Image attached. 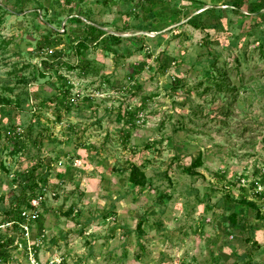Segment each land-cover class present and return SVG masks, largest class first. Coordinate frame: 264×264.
Masks as SVG:
<instances>
[{"label": "rangeland", "instance_id": "obj_1", "mask_svg": "<svg viewBox=\"0 0 264 264\" xmlns=\"http://www.w3.org/2000/svg\"><path fill=\"white\" fill-rule=\"evenodd\" d=\"M174 1L0 0V264L264 261V0Z\"/></svg>", "mask_w": 264, "mask_h": 264}, {"label": "trees", "instance_id": "obj_2", "mask_svg": "<svg viewBox=\"0 0 264 264\" xmlns=\"http://www.w3.org/2000/svg\"><path fill=\"white\" fill-rule=\"evenodd\" d=\"M180 1L181 0L174 1L173 3H169V5H171V7H173L174 9H176V7H178V5L181 4ZM243 2H244L243 0H229L226 3V5L231 6V7L227 8L228 11H230V12L233 13V12H235V9L236 8L240 10L241 5L244 4ZM57 3H59V2H57ZM253 3H255V2H253ZM192 5H193V2L188 7H190ZM57 8H58V4H55V5L52 6L51 9L55 10ZM224 9H226V8H222V7L221 8H214L212 11L218 17H222L223 16V13H224ZM205 12L208 13V10L204 11L203 13H205ZM151 13H153V12H151ZM192 18L194 19V21H192L190 23H194V26H196L197 28H200L201 30H204L207 33L206 34L207 35L206 37H209L210 32L208 31V28L204 24H201V23L197 22L198 21L196 19L197 16H193ZM74 21H80V20L79 19H74ZM190 23L188 22V24H190ZM88 26L91 29V31L88 34L90 36L86 38L87 41H88V39H90L92 37L93 38L94 37L97 38V36L102 35V34H105V32L100 27H98V26H95V25H92V24L91 25H88ZM213 27L215 28L217 26H213ZM165 34L166 33L159 34V37H161V36H163ZM254 35H257V34H255V33L254 34H251V36H254ZM110 36L112 38H114V39L120 40V38L117 37L116 35H110ZM87 41L84 40L80 45L83 46V47H85ZM209 41L211 42L212 40H208V42ZM20 139H22V138H20ZM29 141H30L29 138H27V142H29ZM197 165H201V160L200 159L198 160V162L194 166H197ZM38 183L37 182H33L30 185H28L27 187H25V189L22 190V201H21L22 203H19V204L17 203L18 206L14 208V210L17 211V217L15 219H13V220L10 221V222H14L15 228L17 230H19L20 223L22 222L21 212H22V209L24 208L23 207V204L24 205L31 204V200L34 197L36 198L39 195V191H41V188L38 186L39 185ZM27 193L28 194H32V196H29ZM27 195H28V197H27ZM20 198H21V196H20ZM20 198H19V201H20ZM27 198H29V199H27ZM232 220L235 221V215L234 214L232 216ZM139 229H141V225L138 227V230ZM247 241L248 242H251L252 241L253 244H255L258 247L261 246L264 243L263 241H260L259 239L255 238V236H252V237L249 236L247 238ZM0 243H1V245H0V261H1V260H4L5 255H6L5 254V251L3 249H4L5 243H7V242H4V243L3 242H0ZM234 264H264V261H262V262L261 261H257L253 257H251L250 255L246 256V258L244 256H242V255L241 256L238 255L237 260L234 262Z\"/></svg>", "mask_w": 264, "mask_h": 264}, {"label": "built area", "instance_id": "obj_3", "mask_svg": "<svg viewBox=\"0 0 264 264\" xmlns=\"http://www.w3.org/2000/svg\"><path fill=\"white\" fill-rule=\"evenodd\" d=\"M25 132V129L22 125L17 124L12 130H8V135L14 138H23V134ZM40 200L42 199V196H37L35 199L33 198L31 201V204L37 205L35 200ZM34 213H28L26 210L21 212V218L22 222L20 223V228L23 229V234H24V240L27 241L29 240V233L31 229V224L30 222L35 219L38 216V213L35 209H33ZM27 237V238H26ZM31 244V243H30ZM29 249V246L27 247ZM34 249H36L35 245L33 246ZM32 256L30 257V263L31 264H41L39 261L38 256L36 255L35 252H32Z\"/></svg>", "mask_w": 264, "mask_h": 264}]
</instances>
